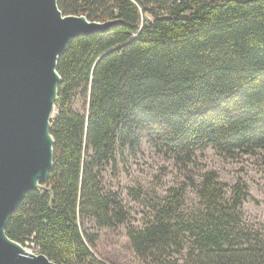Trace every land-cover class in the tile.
<instances>
[{"label":"trees","instance_id":"16d2710c","mask_svg":"<svg viewBox=\"0 0 264 264\" xmlns=\"http://www.w3.org/2000/svg\"><path fill=\"white\" fill-rule=\"evenodd\" d=\"M57 6L119 22L71 38L59 55L53 166L46 189L27 191L9 216L6 235L56 264H109L96 254L98 230L124 224L143 264H264V230L243 217L241 180L227 186L214 170L188 178L155 196L135 225L103 177L144 135L182 162L209 145L228 157L264 148V0ZM78 94L84 111L72 106Z\"/></svg>","mask_w":264,"mask_h":264},{"label":"water","instance_id":"95a60500","mask_svg":"<svg viewBox=\"0 0 264 264\" xmlns=\"http://www.w3.org/2000/svg\"><path fill=\"white\" fill-rule=\"evenodd\" d=\"M119 20L65 15L57 0H0V234L29 190L43 185L53 166L51 113L57 98L59 55L71 38L104 32ZM50 138L43 146L44 135ZM45 167L37 184L32 177ZM13 250L0 238V264H56L42 253Z\"/></svg>","mask_w":264,"mask_h":264},{"label":"rangeland","instance_id":"374dc122","mask_svg":"<svg viewBox=\"0 0 264 264\" xmlns=\"http://www.w3.org/2000/svg\"><path fill=\"white\" fill-rule=\"evenodd\" d=\"M72 106L84 111L87 101L78 94ZM56 112L54 106L51 119ZM207 170L216 171L227 186L237 180L246 184L249 195L242 204L243 217L249 225L264 230V148L228 157L209 145L197 151L190 162H182L159 151L144 135L135 152L127 151L123 159L105 167L103 177L106 186L116 190L126 204L131 223L141 225L155 196L165 195L172 185L189 182L188 178L198 182ZM192 192L189 187V197L195 201ZM98 233L96 254L100 258L109 264H143L126 236V225L99 229Z\"/></svg>","mask_w":264,"mask_h":264},{"label":"bare ground","instance_id":"6f19581e","mask_svg":"<svg viewBox=\"0 0 264 264\" xmlns=\"http://www.w3.org/2000/svg\"><path fill=\"white\" fill-rule=\"evenodd\" d=\"M50 143V138L48 137L47 134L44 135L43 138V146L48 147ZM46 173V169L45 167H41L39 169V171L32 177V184L35 185L37 184L41 179L44 178ZM0 238L6 242L13 250L17 251V252H21L25 255L31 256L33 254H31V252L25 250L24 248H21V246L15 242L10 241L9 239L5 238L2 234H0Z\"/></svg>","mask_w":264,"mask_h":264},{"label":"built area","instance_id":"2783aa9c","mask_svg":"<svg viewBox=\"0 0 264 264\" xmlns=\"http://www.w3.org/2000/svg\"><path fill=\"white\" fill-rule=\"evenodd\" d=\"M30 250V249H29Z\"/></svg>","mask_w":264,"mask_h":264}]
</instances>
